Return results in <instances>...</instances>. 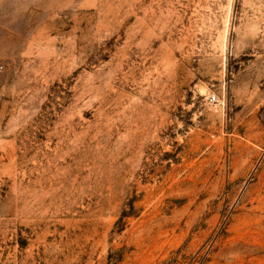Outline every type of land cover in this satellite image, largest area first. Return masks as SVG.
Returning <instances> with one entry per match:
<instances>
[{
    "label": "rangeland",
    "instance_id": "374dc122",
    "mask_svg": "<svg viewBox=\"0 0 264 264\" xmlns=\"http://www.w3.org/2000/svg\"><path fill=\"white\" fill-rule=\"evenodd\" d=\"M0 264H264V0H0Z\"/></svg>",
    "mask_w": 264,
    "mask_h": 264
},
{
    "label": "built area",
    "instance_id": "2783aa9c",
    "mask_svg": "<svg viewBox=\"0 0 264 264\" xmlns=\"http://www.w3.org/2000/svg\"><path fill=\"white\" fill-rule=\"evenodd\" d=\"M212 98V100H214V97H211Z\"/></svg>",
    "mask_w": 264,
    "mask_h": 264
}]
</instances>
